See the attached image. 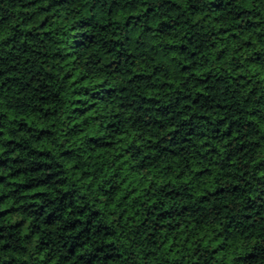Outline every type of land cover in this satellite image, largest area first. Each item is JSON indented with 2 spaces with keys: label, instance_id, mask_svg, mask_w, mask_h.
<instances>
[{
  "label": "clouds",
  "instance_id": "clouds-1",
  "mask_svg": "<svg viewBox=\"0 0 264 264\" xmlns=\"http://www.w3.org/2000/svg\"><path fill=\"white\" fill-rule=\"evenodd\" d=\"M4 9L0 264H77L56 241L76 229L9 211L29 204L100 227L77 252L102 248L92 264H264V0ZM17 157L40 167L9 175Z\"/></svg>",
  "mask_w": 264,
  "mask_h": 264
},
{
  "label": "trees",
  "instance_id": "trees-1",
  "mask_svg": "<svg viewBox=\"0 0 264 264\" xmlns=\"http://www.w3.org/2000/svg\"><path fill=\"white\" fill-rule=\"evenodd\" d=\"M99 2V0H97ZM117 0H112V4L115 5ZM9 3L15 5L18 3V0H9ZM4 15L0 17V24H3L5 21H7L12 13H8L7 9H4ZM88 23H91V21H87ZM162 28L164 27L163 25L161 26ZM86 39L91 40L92 37H86ZM84 41L77 39L75 43L77 45L82 44ZM259 58V56H257ZM40 73L37 72L32 79L35 80L39 77ZM21 127H23V124H21ZM9 144H14L15 148H20L21 151L23 150L22 146L19 144H15L13 141H9ZM14 148H9V151H13ZM30 155L32 154L31 152L29 153ZM11 164L13 165H19L12 173L9 175H16L18 173H24V172H29V171H35L40 165L35 161H28L27 163L17 157L16 160L11 161ZM9 166V160L8 158H2L0 159V167L2 168H7ZM50 179V178H49ZM7 180V177L4 175L0 174V182H5ZM40 182L43 183V176L42 175H37L33 180L23 183V184H17L16 185V190L14 192L8 193L6 195H16L18 192H20L22 189H29L33 184ZM41 196V199H45V203L47 205H51L52 202L46 200V197L43 194H39ZM5 197L0 196V199H4ZM22 198V197H21ZM64 201H60V208H63L64 206ZM31 209V210H30ZM9 211H21L25 212L30 216H34L36 221H40V223H33L32 228L34 231H39L41 228V225H47L48 229H51L55 227L58 223L60 224L61 228L67 230L69 228H74L76 229L75 234L70 237V238H65L63 236H57L56 241L59 242V240L63 239L65 242L61 247L64 249V254L62 255V260L67 261L72 259L73 257H76L77 264H92L93 260L100 259L101 257L99 254L103 251L102 248L98 247L96 249H93L92 252L85 253L84 255H77V252L80 247H82L84 244H86L89 240L92 239L93 236L97 235L101 229L100 227L96 225H92V227H88V225L92 224L91 219L88 220L87 224L84 225L82 228L79 227L81 224L80 220H73V221H67L64 220L62 221V213L57 212L55 208H53L51 211L49 210L48 207L45 206V204L41 205H23L21 206L20 209H9ZM171 213H163L162 216L170 215ZM2 215V213H0ZM95 215V214H93ZM235 219V218H234ZM24 221L20 220L16 224L13 225H8V228H19L21 224H23ZM5 228L0 227V232H4ZM59 231V229L57 230ZM45 235L49 236V240L45 242L43 239L41 240V243L47 246V243H52L51 237L53 233L51 231L45 230ZM11 236V233H9V237ZM3 237H0L2 239ZM5 248L8 247L7 244L4 245ZM248 262V264H254V259L250 255L249 257L245 258Z\"/></svg>",
  "mask_w": 264,
  "mask_h": 264
}]
</instances>
